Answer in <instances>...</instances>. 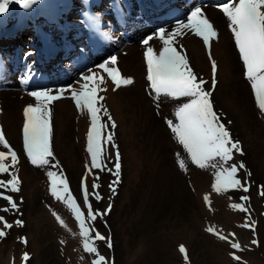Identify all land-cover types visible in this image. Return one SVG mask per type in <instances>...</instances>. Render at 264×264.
Here are the masks:
<instances>
[{
  "label": "bare ground",
  "instance_id": "bare-ground-1",
  "mask_svg": "<svg viewBox=\"0 0 264 264\" xmlns=\"http://www.w3.org/2000/svg\"><path fill=\"white\" fill-rule=\"evenodd\" d=\"M105 1L88 2H95V6L100 8L110 4L112 13L99 16L102 25H97L83 12L84 2L81 0H37L28 9L12 4L8 12L0 13V124L6 135L15 141L19 137L21 123H24V108L37 103L29 93L48 89L56 94L63 89L60 100L65 107L57 109L54 140L56 151L65 157L68 172L73 178L80 171L79 150L86 148L83 133L90 117L86 109L76 107L71 90H80L84 83L81 77L88 75L89 69L105 77L102 87L107 90L98 93L104 97L99 103L116 112L124 102L123 92L127 85L113 90L115 85L98 65L116 56L114 67L120 70L122 77L133 80L130 85L134 90L143 94L142 86L144 89L147 86L150 91V83L146 84L144 53L149 46L158 53L163 45L158 38L150 40L148 45L143 40L155 36L160 28L171 30L177 20L186 21L193 7H202L218 33V38L210 42L211 48L223 49L235 42L229 21L219 8L225 0ZM70 13L78 16L79 21L68 20ZM26 31L32 34L29 47L19 42L14 49L16 54H7L4 48L8 43L19 41ZM196 38L194 33L186 32L177 38L174 46L191 54L201 52L203 46ZM21 48H25V55ZM11 60L16 64L13 67L8 66ZM246 83L240 79L238 83H230V89L223 88L218 96L225 101L226 108L238 113L241 132L248 136L246 159L264 182V126L252 114L253 105ZM141 96L143 108L135 115L138 118L136 123L141 126H135L138 129L136 135L134 128L126 129L129 141L125 142L123 150L129 170L110 215L114 237L118 239L114 248L117 260L120 264H165L166 254L172 251L166 227L180 225L176 234L190 244L194 263L213 264L208 243L193 228L188 216L193 206L186 182L190 174H185L184 178L169 163L167 153L173 150L170 137L156 111ZM160 102L169 104L173 98L162 96ZM0 150H3L1 146ZM22 169L24 191L29 201L27 207L30 209L24 231L30 237L29 247L40 252L31 264H64L59 229L65 226L42 209L39 202L41 185L24 164ZM192 177L203 181L201 185L204 187L215 182V178L210 181L201 173ZM253 235L258 249L247 253L248 259L251 264H264V221L260 220L258 227L252 234L250 232L251 240L255 239L251 237ZM220 258L215 261L220 263L223 260L222 264L231 261L225 255Z\"/></svg>",
  "mask_w": 264,
  "mask_h": 264
},
{
  "label": "snow or ice",
  "instance_id": "snow-or-ice-1",
  "mask_svg": "<svg viewBox=\"0 0 264 264\" xmlns=\"http://www.w3.org/2000/svg\"><path fill=\"white\" fill-rule=\"evenodd\" d=\"M37 0H0V13L10 10L12 4H17L22 9H28ZM220 11L229 21V28L234 37L235 46L239 51L240 59L243 62L245 76L251 84L252 91L255 96L256 105L259 111L264 114V0H225L219 6ZM186 32H192L195 36L200 37L206 48L210 49V42L218 38V33L212 23L205 16L202 7L195 6L187 14L186 21L177 20L171 30L160 28L155 36H149L143 40L145 45L149 41L158 38L162 41V48L158 53L153 47H147L144 53L147 64V80L150 83V89L157 98L162 95L171 98L187 97L188 102L177 107L174 116L175 121L167 119L166 123L171 132L174 134L176 141L182 145L184 152L187 154L186 159L191 164L206 169L211 167L214 169L215 182L211 185L215 193L227 192L229 189L243 187L241 180L238 178L240 169H244L245 165L240 162L229 164L233 160V153L243 155V151L239 140L233 139L228 127L222 122L221 115L214 110V104L211 99L213 90L216 86L217 62L212 58L209 51V59L211 60L213 78L211 80L212 90L206 88L207 81L198 78V75L190 66L189 58L184 54L183 49L177 50L175 42L178 37H182ZM117 63V57L112 56L110 61H106L98 65L99 69L107 73V77L115 85V89L122 85H130L133 83L131 78L121 76L119 70L114 67ZM112 65V66H110ZM84 81L80 85V90H71V98L74 100L78 109H86L90 117V127L87 132V152L90 155L91 163L86 165L91 169L104 170L107 168L105 160L108 158L102 148V143H110L113 139L112 135L102 136L103 130L106 128L116 127L113 118L108 113V109L99 101H103L104 97L98 93L106 91L105 77L97 72L89 69V74L81 77ZM64 90H58L53 94L51 90L44 89L41 91H33L29 93L36 99V105H28L24 108V123L22 128L23 148L31 164L44 167L50 165V158L55 160L53 148L51 144L52 128L50 124L51 112L49 105L56 100L62 98ZM103 112L107 117V121L101 120L100 113ZM229 124L231 121L228 122ZM0 146L6 151L0 150V174H8L11 178L0 179V189L8 192L16 193L20 191V180L14 171L19 162L17 152L10 146L5 137V133L0 129ZM179 155V154H178ZM11 159V164L5 163ZM179 167L186 170L187 165L185 159L178 160ZM53 168H59V163L51 165ZM115 171L112 175L116 177L110 185V189L115 192V184L119 183L121 163L120 153L116 152ZM108 171H112L108 169ZM250 176L251 173H248ZM47 176L50 181L51 194L59 201L66 204L70 209L79 228V237L81 238L84 252L95 254V258L91 264H105L106 258L98 252L95 241L107 239V245L112 247L111 236L107 238L88 223L95 221L98 216L102 217L111 211V204L105 212L94 210L89 202V196L94 195L98 201L101 196L98 193L90 192L89 186L81 181L83 191V204L87 208V213L81 210L77 199L71 193L67 178L63 175V170L58 174L55 171H48ZM96 177L91 184V189L95 190L99 187ZM249 189L243 187V191ZM264 195V191L261 192ZM0 198L7 201V206L0 208V211L7 213L17 210L18 205L11 195H5L0 192ZM204 201L211 206L209 195L205 194ZM247 196H242L241 200L247 201ZM231 208L241 212L247 211L241 203H232ZM57 221L66 227L65 221L53 212ZM16 226H23V222L19 219L15 220ZM4 215H0V239L7 235L6 230L13 227ZM245 223L243 227H248ZM95 231V236H91L90 232ZM206 231L217 235L222 241L227 240L232 249L241 250L239 242L229 240L228 236L217 232L216 226L212 225L206 228ZM229 236L234 234L229 233ZM23 243H27L26 239L21 238ZM63 242V241H62ZM252 244H257L254 239ZM179 251L184 254L185 264L189 262V256L184 245L179 246ZM234 260L240 261L241 257L234 253H230ZM22 260L27 262L29 254L24 252Z\"/></svg>",
  "mask_w": 264,
  "mask_h": 264
},
{
  "label": "rangeland",
  "instance_id": "rangeland-1",
  "mask_svg": "<svg viewBox=\"0 0 264 264\" xmlns=\"http://www.w3.org/2000/svg\"><path fill=\"white\" fill-rule=\"evenodd\" d=\"M84 2L83 4V12L97 25H102L99 16L102 14L112 13V8H109L110 4H106L103 8L95 6V2H90L93 0H81ZM86 1V2H85ZM103 1V0H102ZM108 1V0H106ZM106 1L104 3H106ZM110 2L112 0H109ZM109 8V9H108ZM108 9V10H107ZM92 10V11H91ZM93 10L95 12H93ZM97 13V14H96ZM116 12L113 13L115 15ZM68 20L79 21V17L73 13H70L68 16ZM30 31H26L23 34V37L20 38L19 41L9 42L8 47L4 48V51L9 55L16 54L14 49L17 48V44L26 45L29 47L30 45ZM232 35V34H231ZM197 37V36H196ZM199 40L203 46L200 50L201 52H193L192 54L187 52L182 47H178L177 50H184V54H186L189 58L190 66L193 71L198 75V78H203L207 81L206 88L212 90L211 80L213 78L211 60L209 59V51H211L212 58L217 62V72H216V86L213 90V95L211 97L214 110L221 115L222 122L228 127L233 139L239 140L240 145L243 151V155L234 152L233 160L229 162L239 164L243 162L245 165L244 169H240L238 172V178L241 180L243 187H247L249 190L247 192L243 191V187L236 189H229L227 192L215 193L212 190L211 182L204 187L201 185L203 181L199 179H195L192 177L198 173L203 174L210 178L212 181L214 177V169L211 167L206 169H201L186 159L187 154L184 152L182 145H180L176 139L174 138V134L171 132L169 127L167 126L166 120L172 119L175 121L174 113L178 106L183 103L188 102L187 97L181 98H173V102L169 104H163L160 102L162 95L159 98L155 96V94L150 90L148 91L147 86L145 89L142 86L143 94L138 93L134 90L131 85H127L123 92V104L120 109L116 112H113L112 109L109 110L108 106L105 104L108 109L109 115L113 118V121L116 125L114 128H106L103 130L102 136L106 137L107 135H112L113 139L110 143L103 144L102 148L104 150L105 155L108 157L105 160L107 164V168L103 171L100 169H91L90 167H86V165H90L91 158L89 153L87 152V132L90 127V122L87 124L86 129L83 133L84 143L86 145L85 149L79 150V162L78 167L80 169L79 174L76 178L70 175L68 172V166L66 164L65 157L59 155L55 148V118L57 114L58 108L65 107L61 102V100L53 101L50 105V124L52 128V139L51 144L53 148V154L55 156V160L50 158V165L44 167H38L28 160L26 153L23 148V134L22 128L23 123H21L20 134L18 139L12 141L3 130V126L0 124V129H2L5 133V137L7 141L10 143V146L17 152L19 162L16 165L15 169H10V171H14L20 180V191L16 193H11L6 191L5 189H0V192H3L5 195H11L15 202L18 205L17 210H13L7 213L0 211V215H4L6 219L13 223V227L7 231V235L0 239V264H31L32 260L39 256L40 252L36 251V248H30V237L24 231L27 221H29L28 212V195L25 194L24 186H23V164L26 169L33 175V177H37L39 184L41 185V196H39V202L44 209V211L51 215L53 218H56L53 215V212H56L66 223L67 226L63 229H59V237H60V248L61 255L64 264H91L92 260L95 258V254H89L84 252L82 247L81 238L79 237V228L78 224L74 219L70 209L66 206L62 201L57 200L50 191V181L47 176L48 171H55L58 174L60 170H63V175L67 178L69 183V188L71 190L74 198L77 199V203L80 205L81 210L87 213V208L83 204V191L81 181L84 180V183L89 186L90 192L98 193L101 196L100 200H96L94 195L89 196V202L92 204L94 210H99V212L103 213L108 209L109 204H111V211L108 212L107 215H103L102 217L98 216L95 221L88 222L95 231H99L106 238L110 235L112 241V247L109 248L107 245V239L102 241H95V245L98 249V252L101 255H104L106 258L105 264H120L116 257V252L114 248L118 243V239L114 237V229L112 225V221L110 219V215L116 206V201L119 197V193L121 191V186L126 182V174L128 172V165L126 161V152L123 150L125 146V142L129 141V135L126 134V129L133 130L136 135L138 129L137 125L141 126V124L136 123L138 118L135 117L136 113L140 111L142 107L140 103L141 96L147 105L150 106L159 119L165 126L168 136L170 137L171 144L173 150L168 152V156L170 158V164L176 170V172L185 178V174H190V178H187V187L188 192L190 194L192 200V209L191 213L189 212L188 216L190 217L193 228L197 231V233L204 239L209 246V249L212 253L211 261L213 264H222L221 262H216L215 260L221 259L220 256H228L231 260L228 264H251L247 253H252L254 250L258 249L257 244H252L251 241L254 239H250V232L252 234L253 230L258 227L259 221H264V195H261V192L264 191V182L261 180L259 175H256L253 168L250 166L248 160L246 159V150L245 145H247L246 139L248 136L242 134L241 128L238 123V113L232 112L230 109L226 108V103L223 101L221 97L218 96V93L226 88L230 89V83H238L239 79L247 82L246 84L249 87L250 97L253 105V116L259 122V124L264 126V114H262L255 101V96L251 88L250 82L247 80L245 76V69L243 66V62L240 59L239 51L235 46V42H233V46H226L227 48H206L203 44V41L200 37L196 38ZM7 45V43H6ZM231 47V48H228ZM22 54L25 55V48H21ZM28 50V49H27ZM16 57V56H15ZM20 59V58H18ZM142 59L144 60L143 56ZM21 60V59H20ZM19 60V61H20ZM146 61V60H145ZM14 60L8 61V66L13 67L15 64ZM16 65V64H15ZM239 71V72H234ZM120 72V70H119ZM225 73V74H224ZM121 76L123 75L120 72ZM227 76L229 79H227ZM149 81L146 80V84ZM171 98V97H170ZM122 103V102H120ZM126 105L123 107V105ZM124 105V106H125ZM67 108V107H66ZM69 109V108H68ZM145 110V109H144ZM130 116L128 118L125 116ZM101 120L106 122L107 117L104 116L103 112L100 114ZM231 121L229 124L228 122ZM149 123V120H147ZM2 147V146H1ZM3 148V147H2ZM126 148V146H125ZM6 151V149H3ZM120 153V163H121V171L119 183L115 184V192L110 189L109 185L116 180V177L112 175V172L115 171L114 163H115V155L116 152ZM179 154V155H178ZM185 159L187 169H181L178 164L179 159ZM5 163L11 164V159L9 158ZM59 163V168H53L51 165ZM111 169L112 171H108ZM248 173H251L249 176ZM189 176V175H188ZM98 177L99 179L96 182L99 184V187L95 190L91 189V184L94 179ZM11 177L8 174H0V179H10ZM189 178V179H188ZM209 195V199L211 202V206L207 204L203 197L204 195ZM242 196H247L249 199L247 201L241 200ZM259 202V204L255 203ZM232 203H241L245 206L247 211L241 212L239 210H235L230 207ZM7 206V201L0 198V208ZM257 210V212L255 211ZM21 220L23 222V226H16L15 220ZM247 223L248 227H243V225ZM215 225L217 232L228 236L229 240H233V242H239L241 245V250L232 249L227 240L222 241L218 238L217 235L209 233L206 231V228L209 226ZM169 232L170 238V246L172 251L166 254L165 264H185L183 255L179 251V246L184 245L187 250V254L189 256L188 264H195L192 256L190 255V244L187 240L182 238L180 235L176 234V232L181 228L180 225L176 226H168L166 227ZM95 231H91L90 235L95 236ZM232 233L234 236H229L228 234ZM251 237H254L251 236ZM26 239L27 243H23L22 239ZM255 238V237H254ZM256 240V238H255ZM63 241V242H62ZM257 241V240H256ZM24 252L29 254V260L24 262L22 260V256ZM230 253H234L241 257L240 261H236L233 259Z\"/></svg>",
  "mask_w": 264,
  "mask_h": 264
}]
</instances>
